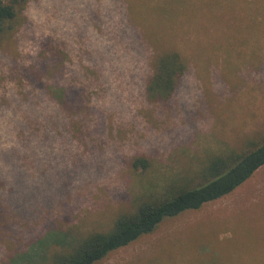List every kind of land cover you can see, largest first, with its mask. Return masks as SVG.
Masks as SVG:
<instances>
[{
	"label": "rangeland",
	"instance_id": "1",
	"mask_svg": "<svg viewBox=\"0 0 264 264\" xmlns=\"http://www.w3.org/2000/svg\"><path fill=\"white\" fill-rule=\"evenodd\" d=\"M2 46L0 151L15 157L0 161V264H45L264 136V0H30ZM48 47L66 55L59 76ZM165 50L188 69L151 103ZM134 157L148 170H131ZM96 264H264V166Z\"/></svg>",
	"mask_w": 264,
	"mask_h": 264
},
{
	"label": "trees",
	"instance_id": "2",
	"mask_svg": "<svg viewBox=\"0 0 264 264\" xmlns=\"http://www.w3.org/2000/svg\"><path fill=\"white\" fill-rule=\"evenodd\" d=\"M29 2L30 0H0V49L15 33L18 18ZM48 49L51 71L59 76L62 69H66L63 65L66 55L61 50L52 47ZM153 62L150 66L152 73L144 85L145 97L151 103H164L175 93L187 72L188 62L174 50L159 53ZM63 93L65 94V89ZM52 95L62 100L63 96L58 92ZM82 98L85 100L84 94ZM24 126L27 127V123ZM14 155V150H2L0 161L8 164ZM150 165V160L145 157H134L129 162L133 171H146ZM262 166L264 136L257 141L246 142L238 151L212 158L200 171L201 182L197 187H191L188 182L175 183L165 194L143 198L128 210L120 212L107 229L78 237L66 245L58 244L55 250L45 255L48 259L45 264H96L110 253L153 233L161 223L185 212L199 210L205 204L231 194ZM3 182L0 174V189H3Z\"/></svg>",
	"mask_w": 264,
	"mask_h": 264
}]
</instances>
